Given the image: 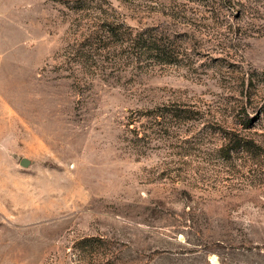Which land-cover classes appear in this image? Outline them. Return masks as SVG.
<instances>
[{
    "label": "rangeland",
    "instance_id": "374dc122",
    "mask_svg": "<svg viewBox=\"0 0 264 264\" xmlns=\"http://www.w3.org/2000/svg\"><path fill=\"white\" fill-rule=\"evenodd\" d=\"M0 264H264V0H0Z\"/></svg>",
    "mask_w": 264,
    "mask_h": 264
},
{
    "label": "trees",
    "instance_id": "16d2710c",
    "mask_svg": "<svg viewBox=\"0 0 264 264\" xmlns=\"http://www.w3.org/2000/svg\"><path fill=\"white\" fill-rule=\"evenodd\" d=\"M159 40L160 39H158V38H155L153 41H150V43H149V48L150 49H152L153 51H155V52H161V51H163V49L161 50L160 49V45L159 44H157V42H159ZM163 55H165L164 56V58L163 59H165V61H170V59L169 58H167V57H169L168 55H169V53L168 52H164L163 53ZM240 144H237L236 143V146H239ZM234 148H236V147H234Z\"/></svg>",
    "mask_w": 264,
    "mask_h": 264
},
{
    "label": "water",
    "instance_id": "95a60500",
    "mask_svg": "<svg viewBox=\"0 0 264 264\" xmlns=\"http://www.w3.org/2000/svg\"><path fill=\"white\" fill-rule=\"evenodd\" d=\"M21 163H22V165L27 166L30 163V160L27 159V158H23L22 161H21Z\"/></svg>",
    "mask_w": 264,
    "mask_h": 264
},
{
    "label": "bare ground",
    "instance_id": "6f19581e",
    "mask_svg": "<svg viewBox=\"0 0 264 264\" xmlns=\"http://www.w3.org/2000/svg\"><path fill=\"white\" fill-rule=\"evenodd\" d=\"M214 262H216L215 258H212Z\"/></svg>",
    "mask_w": 264,
    "mask_h": 264
}]
</instances>
